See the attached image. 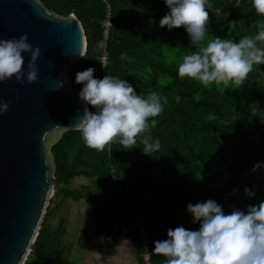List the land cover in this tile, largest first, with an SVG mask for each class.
<instances>
[{
  "label": "trees",
  "instance_id": "16d2710c",
  "mask_svg": "<svg viewBox=\"0 0 264 264\" xmlns=\"http://www.w3.org/2000/svg\"><path fill=\"white\" fill-rule=\"evenodd\" d=\"M40 1L87 38L66 77L90 119L51 145L56 197L89 195L107 246L131 227L140 264L143 225L153 264H264V0ZM64 233L43 225L25 264H73Z\"/></svg>",
  "mask_w": 264,
  "mask_h": 264
},
{
  "label": "water",
  "instance_id": "95a60500",
  "mask_svg": "<svg viewBox=\"0 0 264 264\" xmlns=\"http://www.w3.org/2000/svg\"><path fill=\"white\" fill-rule=\"evenodd\" d=\"M85 33L73 10L0 0V264H25L55 190L51 145L89 122L66 77Z\"/></svg>",
  "mask_w": 264,
  "mask_h": 264
},
{
  "label": "rangeland",
  "instance_id": "374dc122",
  "mask_svg": "<svg viewBox=\"0 0 264 264\" xmlns=\"http://www.w3.org/2000/svg\"><path fill=\"white\" fill-rule=\"evenodd\" d=\"M217 70L219 71L218 66L214 65L212 71L216 72ZM207 73L210 74V71L208 70ZM87 183H89V180L86 177L77 175L70 180L68 186L70 188H79ZM54 189V194L50 198L41 227L44 225L48 228L51 240L56 239L60 226L64 228L65 233L62 238L66 247L64 258L76 264L77 259L83 256L84 250L89 249L92 243L95 242V238L98 244L100 241L94 232L90 196L74 200L61 194L62 197L57 198L55 184ZM57 202L58 204L60 203L58 206ZM75 244L85 246L84 250L78 249Z\"/></svg>",
  "mask_w": 264,
  "mask_h": 264
},
{
  "label": "crops",
  "instance_id": "0c3cea01",
  "mask_svg": "<svg viewBox=\"0 0 264 264\" xmlns=\"http://www.w3.org/2000/svg\"><path fill=\"white\" fill-rule=\"evenodd\" d=\"M115 230L121 234L118 243L113 247L107 246L99 237V244L95 238V242L86 250L83 249L85 246L75 244L78 249L84 250L76 264H140L137 234L131 227L123 224L115 226Z\"/></svg>",
  "mask_w": 264,
  "mask_h": 264
},
{
  "label": "built area",
  "instance_id": "2783aa9c",
  "mask_svg": "<svg viewBox=\"0 0 264 264\" xmlns=\"http://www.w3.org/2000/svg\"><path fill=\"white\" fill-rule=\"evenodd\" d=\"M188 1L194 5H198V4L205 2V0H188ZM107 8H109V10H107V15L101 21L102 26H103V36L105 39L110 37L111 31H113L115 28V22L113 21L112 7L109 4V6H107ZM107 61H109V52H107V50H104L103 57H102V63L104 66L107 64ZM140 240H141L142 249H144V251H145L144 254L142 255L145 263L146 264H153L150 261V259H151V249H150L151 248V240H150L149 233H148L147 229L144 227V225L140 229Z\"/></svg>",
  "mask_w": 264,
  "mask_h": 264
}]
</instances>
